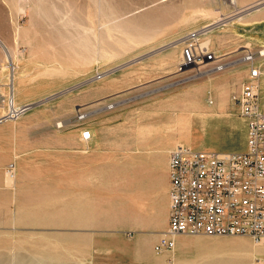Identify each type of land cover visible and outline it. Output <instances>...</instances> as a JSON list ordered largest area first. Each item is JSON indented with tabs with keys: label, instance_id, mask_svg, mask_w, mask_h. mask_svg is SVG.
Returning <instances> with one entry per match:
<instances>
[{
	"label": "rangeland",
	"instance_id": "374dc122",
	"mask_svg": "<svg viewBox=\"0 0 264 264\" xmlns=\"http://www.w3.org/2000/svg\"><path fill=\"white\" fill-rule=\"evenodd\" d=\"M193 30L231 64L263 49L264 0H0V264H264L249 236L153 250L171 150L246 146L243 69L178 70ZM12 93L33 106L5 121Z\"/></svg>",
	"mask_w": 264,
	"mask_h": 264
},
{
	"label": "built area",
	"instance_id": "2783aa9c",
	"mask_svg": "<svg viewBox=\"0 0 264 264\" xmlns=\"http://www.w3.org/2000/svg\"><path fill=\"white\" fill-rule=\"evenodd\" d=\"M200 37L194 31L182 36L178 70L214 73L237 63L249 66L248 79L232 95L239 115L247 120L246 146L241 152L181 145L171 150L167 229L154 244L155 252L172 249L176 235L264 238V103L255 84L259 74L255 59L262 54L247 50L230 64L223 55L200 46ZM90 137L89 130L80 133L82 142Z\"/></svg>",
	"mask_w": 264,
	"mask_h": 264
},
{
	"label": "bare ground",
	"instance_id": "6f19581e",
	"mask_svg": "<svg viewBox=\"0 0 264 264\" xmlns=\"http://www.w3.org/2000/svg\"><path fill=\"white\" fill-rule=\"evenodd\" d=\"M230 3H231V5H233V6H235L236 7V0H231V1H229ZM223 22H225V21H223ZM226 23V22H225ZM194 32H196V34H198V36H200V30H193ZM191 32V31H190ZM186 35V34H185ZM1 42V41H0ZM2 43V42H1ZM3 44V43H2ZM200 46H202V45H200ZM6 48V47H5ZM212 51V50H211ZM8 52V51H7ZM215 52V51H214ZM261 56H263L264 55V52L263 51H261ZM8 56H9V53H8ZM9 58H10V56H9ZM258 68H259V65H258ZM259 70V74H258V78L256 79V81H255V84H256V90H258V93H259V96H260V100H261V102H263L264 103V100L262 99V96H261V94H260V91H261V83H263L264 82V80L262 81L261 80V70H260V68L258 69ZM248 76H249V70H248V74H247V77H246V79L244 80V81H246L247 79H248ZM259 79H260V81H259ZM258 81H259V83H258ZM13 89V88H12ZM210 103L212 104V101H210ZM8 107H9V111H10V113L9 114H11L10 116H7V118L5 119V121H7V120H12L11 118H13V120L14 119H16V118H18L17 116H20L21 115V113L23 112V110H21V107L20 106H18L17 104H16V100H15V98H14V93H12L11 94V96H10V98H9V100H8ZM1 122V121H0ZM60 126V125H59ZM182 146V145H181ZM216 151H218V150H216ZM218 152H224V151H218ZM228 152H233V151H228ZM235 152V151H234ZM12 172V171H11ZM13 176V175H12ZM10 177V176H9ZM11 179V178H10ZM196 235H198V234H196ZM261 239H263V238H261Z\"/></svg>",
	"mask_w": 264,
	"mask_h": 264
},
{
	"label": "crops",
	"instance_id": "0c3cea01",
	"mask_svg": "<svg viewBox=\"0 0 264 264\" xmlns=\"http://www.w3.org/2000/svg\"><path fill=\"white\" fill-rule=\"evenodd\" d=\"M263 49H261L260 48V46L258 47V49L257 48H254V47H250V46H246V47H243V49L240 51V52H238L237 54V56H241V55H243L247 50H250V51H263L264 50V44L261 46ZM213 51V50H212ZM236 56V57H237ZM235 57H233L232 59H234ZM255 63L257 64V65H259V68H260V70H261V72L263 73V76H264V55L263 56H257L256 57V59H255ZM248 65L246 64V63H240V64H235V65H231V66H229L226 70H228L229 68H232V67H240L241 69H243V71H244V73H243V75H242V77H241V80H240V83H239V85H238V88H239V86H240V84L244 81V79L247 77V67ZM259 81H260V79H259ZM259 81H258V83H259ZM238 88H237V90H238ZM236 90V91H237ZM24 105H26V104H24ZM23 106V105H22ZM3 118V117H2ZM1 119V118H0ZM5 122V121H4ZM0 124H2V122L0 123ZM0 132H3V127H0ZM91 138V137H90ZM79 140H80V134H79ZM90 140V139H89ZM88 140V141H89ZM3 146H1V148H0V166L2 167L4 164H5V154H4V150H3V148H2ZM0 167V168H1Z\"/></svg>",
	"mask_w": 264,
	"mask_h": 264
},
{
	"label": "water",
	"instance_id": "95a60500",
	"mask_svg": "<svg viewBox=\"0 0 264 264\" xmlns=\"http://www.w3.org/2000/svg\"><path fill=\"white\" fill-rule=\"evenodd\" d=\"M0 45H1V47L4 49V52L6 53V55H7V57L9 58V56H8V52H7V49L5 48V46L0 42ZM126 64H123V65H120L121 67H123V66H125ZM120 66H118L119 68H121ZM75 87V86H74ZM74 87H72V88H74ZM72 88H70V89H72ZM69 89V90H70ZM66 91H68V90H64V91H62V92H60V93H58V94H55L54 96H52V97H50V98H47V99H44L42 102H44V101H47V100H49V99H51V98H53V97H56V96H58V95H61L62 93H65ZM42 102H39V103H42ZM33 106V104H30V105H27V106H25L24 108H23V110H26V109H28V108H30V107H32Z\"/></svg>",
	"mask_w": 264,
	"mask_h": 264
}]
</instances>
